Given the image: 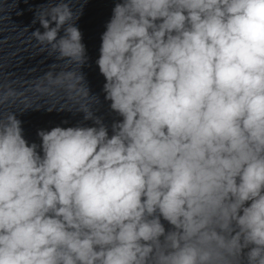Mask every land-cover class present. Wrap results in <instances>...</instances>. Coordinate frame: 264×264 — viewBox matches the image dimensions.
<instances>
[{"label": "clouds", "instance_id": "1", "mask_svg": "<svg viewBox=\"0 0 264 264\" xmlns=\"http://www.w3.org/2000/svg\"><path fill=\"white\" fill-rule=\"evenodd\" d=\"M79 15L71 0L36 12L32 38L69 70L35 90L82 91L93 126L29 144L0 114V264H264V0L116 3L96 61L111 135Z\"/></svg>", "mask_w": 264, "mask_h": 264}]
</instances>
